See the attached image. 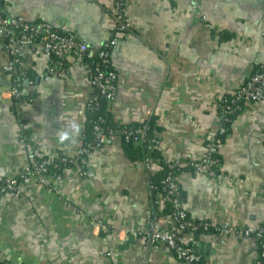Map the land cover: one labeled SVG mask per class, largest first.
I'll return each mask as SVG.
<instances>
[{"label": "crops", "instance_id": "crops-1", "mask_svg": "<svg viewBox=\"0 0 264 264\" xmlns=\"http://www.w3.org/2000/svg\"><path fill=\"white\" fill-rule=\"evenodd\" d=\"M122 4L128 35L117 30L115 0H1V9L28 23L64 27L88 48L89 58L116 39L110 59L117 90L107 118L129 127L155 118L153 175L160 162H186L203 152L218 126L219 100L264 63V0ZM22 60L20 90L32 101L18 107L0 100V178L28 173L14 191L0 195V263L178 264L173 251L139 236L152 225L170 231L174 223L162 206L154 207L149 173L125 153L119 136L77 165L32 173L41 159L72 157L81 147L91 65L69 59L63 74L48 76L53 60L41 45L25 50ZM6 62L0 42L4 98ZM219 157L216 178L189 172L176 178L188 218L225 230L189 231L182 240L207 264H256L257 241L236 232L264 225V102L243 106Z\"/></svg>", "mask_w": 264, "mask_h": 264}, {"label": "built area", "instance_id": "built-area-1", "mask_svg": "<svg viewBox=\"0 0 264 264\" xmlns=\"http://www.w3.org/2000/svg\"><path fill=\"white\" fill-rule=\"evenodd\" d=\"M125 6L122 0H115L114 19L117 30L120 33L128 35L130 25L124 18ZM209 27V26H208ZM130 36V35H129ZM128 36V37H129ZM0 42L2 43L4 52L7 56V62L2 70L8 77L9 97L0 96L1 102L16 105L18 107L26 106L31 103V99L21 100V84L15 78L18 74L24 72V62L22 53L27 49H33L36 45H41L50 54L53 62L48 67L47 74L60 75L66 71V64L69 59L78 62H84L85 56L88 54V48L79 42L75 35L66 31L64 27L54 25L47 21H39L28 23L22 18L8 16L2 12L0 0ZM116 45V39L106 40L95 53V62L90 71V94L86 103V111H95L98 109L100 101L105 103V109L114 100L116 95L117 74L111 64V52ZM19 102V104H17ZM264 102V63L253 73L248 80L240 85L234 92L228 96H223L219 100L218 108L223 111L218 114V126L216 130L204 141V150L197 157L186 160L184 166L190 168L189 173L193 176H206L216 178L219 175L215 170L219 169L220 161L216 158L219 155L220 147L223 145L219 139L220 135L225 134L226 129L221 122L228 121L227 115L237 112L243 106L251 103ZM102 116H97L92 121L93 140L85 142L82 133L81 147L74 156L69 157L62 154H56L50 159L40 160L33 169L34 174L42 176L47 174L50 166L61 165H77L84 158L91 155L94 151L100 149L106 144L110 137L102 130ZM145 127L136 128L134 130L127 129L122 131V135L126 142L132 141L134 144L146 143L151 146L146 150V157L143 165L146 171L151 174V158L149 157L151 149H157L158 140H150L146 138ZM218 135V136H217ZM29 159H34L31 154ZM181 165L180 162H174ZM28 170L18 173L10 178H0V195L12 192L18 184L16 177L22 180L26 177ZM177 176L171 174L164 180V192L157 194L154 204L156 206H164L165 201H169L173 207L171 220L174 223L173 229L170 231H162L156 225H152L147 229L139 232V236L149 244H161L174 252L178 264H198L199 257L186 246L182 240V235L188 230L197 231L200 226L204 230L214 228L215 231L225 230V228L213 227L209 223L196 224L188 219V215L184 210L183 201L180 197V187L177 182ZM244 237H252L255 240L264 239V225L261 228L248 227L236 232ZM264 249V244L262 246ZM2 264V263H0Z\"/></svg>", "mask_w": 264, "mask_h": 264}, {"label": "trees", "instance_id": "trees-1", "mask_svg": "<svg viewBox=\"0 0 264 264\" xmlns=\"http://www.w3.org/2000/svg\"><path fill=\"white\" fill-rule=\"evenodd\" d=\"M125 1L126 0H122V2H125ZM84 62H88L92 68L93 64L95 62V57L89 58L86 55ZM257 69H258V67H257ZM25 72L26 73L24 74V76L27 78L28 72H27V70ZM15 80L18 83L22 82L20 74H18L16 76ZM27 98L28 97H25L21 94V98H20L21 100H25ZM17 104H19V102H17ZM242 109L237 111V112H234L230 115H227L226 117H227L228 121L221 122L226 129L225 134L219 136V139L221 140L222 144L225 142V139L228 136L230 126H231L233 119L242 111ZM222 111H223V109L221 107H219L218 112L221 113ZM99 115L102 116V118H103V121L101 123V127H102V130L104 131V133H106L108 136H113V135L119 136L121 138V141H122L123 149H124L125 153L130 157V159L144 161V159L146 157V150L151 148V146L149 144H147V142L146 143L142 142L140 144H134L132 141L126 142L123 135H122V131L127 130V129L134 130L136 128L145 127L146 138L150 139V140H158L159 141V136H158L159 133H158V128L155 126V124H156L155 118H151L150 120H148L143 125H138L135 127L116 126L114 124H111L109 118H107V111L105 109V103L103 100H101L97 110H95V111H88L87 110L85 112V127H84V131H83V135L85 137V142H92V140H93L92 121ZM131 152L134 155V157H132V158H131V156H133V155ZM149 157L154 161L158 160L157 149L152 148L150 151ZM216 158L220 161L219 155H217ZM180 163H181V165H179V164L176 165L175 163H162V162H160V164H159L160 170L153 175L148 174L149 186H150V191H151V196H152L153 202L156 199L157 194H159V193H161L162 195L165 194V192H164L165 186H164L163 182L168 177L169 174H171L172 176H177L181 173L190 171L189 167L184 166V163H185L184 161L180 162ZM69 166H71V165H69ZM69 166H67V167H69ZM51 167L52 166L49 167L47 173L49 172ZM215 172L217 175H219L218 169H216ZM16 180H17V182L22 181V179L18 178V177H16ZM180 197H181V200L183 201V195L181 192V188H180ZM154 207H156V205ZM172 213H173V207H172L171 203L169 201H165V204H164L163 210H162V214L171 216ZM195 223L196 224H202V222H195ZM189 231L191 232V230H188V232ZM211 231H215L214 228H209V229L204 230L203 227L200 226L199 229L193 233L195 235H197L198 233H201V232H211ZM256 241H257L256 264H264V249L262 248V246L264 244V239H258ZM191 250L199 257L198 264H207V261L205 259L204 254H202L201 252L197 253L194 249H191Z\"/></svg>", "mask_w": 264, "mask_h": 264}, {"label": "clouds", "instance_id": "clouds-1", "mask_svg": "<svg viewBox=\"0 0 264 264\" xmlns=\"http://www.w3.org/2000/svg\"><path fill=\"white\" fill-rule=\"evenodd\" d=\"M66 136H60V140L63 141L64 139H66Z\"/></svg>", "mask_w": 264, "mask_h": 264}]
</instances>
